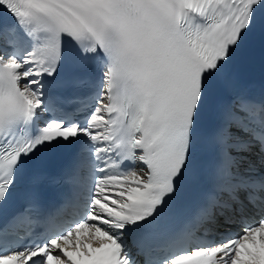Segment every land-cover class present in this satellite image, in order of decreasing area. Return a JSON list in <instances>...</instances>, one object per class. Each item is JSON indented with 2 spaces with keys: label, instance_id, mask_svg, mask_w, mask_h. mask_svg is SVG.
I'll return each mask as SVG.
<instances>
[{
  "label": "snow or ice",
  "instance_id": "snow-or-ice-1",
  "mask_svg": "<svg viewBox=\"0 0 264 264\" xmlns=\"http://www.w3.org/2000/svg\"><path fill=\"white\" fill-rule=\"evenodd\" d=\"M252 37L264 0H0V207L33 178L0 264H264V91L235 69ZM66 64L71 84L96 68L89 96L51 95ZM69 153L57 175H87L49 194L43 165Z\"/></svg>",
  "mask_w": 264,
  "mask_h": 264
}]
</instances>
